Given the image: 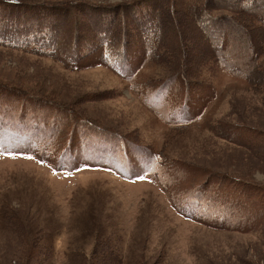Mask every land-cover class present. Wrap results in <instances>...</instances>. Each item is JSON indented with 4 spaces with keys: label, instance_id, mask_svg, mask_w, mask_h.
<instances>
[{
    "label": "rangeland",
    "instance_id": "obj_1",
    "mask_svg": "<svg viewBox=\"0 0 264 264\" xmlns=\"http://www.w3.org/2000/svg\"><path fill=\"white\" fill-rule=\"evenodd\" d=\"M85 1L87 5L70 7L69 14L65 12L68 9L52 11L59 23V37L68 40L73 35L71 22L67 24L69 18L74 20L73 25L78 20V26L83 27L79 32L83 33L85 20L93 24L104 22L106 26L116 14L124 15L125 20H115L121 28L135 13L149 10L153 4V0L134 6L129 5L132 0ZM109 6L117 7L112 11ZM27 12L41 14L30 9ZM190 24L181 22L180 28L182 42L190 40L193 46L196 39H188L186 31ZM199 29L197 33L201 35L203 30ZM62 30L70 31L68 34ZM79 41L78 48L82 51L92 40ZM134 42L127 52L136 60L140 45ZM206 45L201 42L198 47ZM135 60L130 61L132 65ZM119 71L118 59L105 65L69 70L49 59L0 45L1 82L27 88L32 92L30 96L36 94L78 108L98 127L90 136L105 138L117 152L114 159L117 162L108 160L101 166L80 162L69 171H57L31 154L0 150V264H44L40 263L43 259L45 264H264V238L254 226L264 208V189L259 186L246 189L229 178L233 175L249 185L255 182L263 185L264 159L221 138L229 126L234 134L240 131L244 139L246 134L250 136L247 129L264 134V101H259L264 87L256 92L238 88L236 80L222 68H207L200 76L207 88L196 90L201 97L188 106L192 123L183 126L195 127L171 133L141 100V93L145 92L141 78H155L161 68L145 67L136 83L131 84ZM17 95L0 89V103L9 104L15 111H33L36 116L45 113L46 120L55 115L47 104L40 105L26 94ZM173 112L171 107L170 114ZM99 127L130 136L129 140L137 139L123 145L121 141H126L125 138L108 135ZM147 149L164 157L163 165H168L165 173L157 175L153 170H141L143 164L138 160L146 157ZM82 153L85 151L76 145L72 156L76 159ZM111 165H117L116 170ZM121 168L132 170L123 174L117 170ZM164 179L172 183L166 186L169 190L182 186L176 192L183 191L178 200L182 209L186 202L183 210L189 214L205 210L203 203L196 210L195 195L202 202L212 198L215 203H222L221 207L227 200L237 202L235 208H240L237 212L247 216V225H252L242 231L227 230L188 219L172 207L170 191L162 185ZM190 190L195 192L191 198L187 194ZM206 211L214 214L211 208ZM29 248L32 252L27 259Z\"/></svg>",
    "mask_w": 264,
    "mask_h": 264
},
{
    "label": "trees",
    "instance_id": "obj_2",
    "mask_svg": "<svg viewBox=\"0 0 264 264\" xmlns=\"http://www.w3.org/2000/svg\"><path fill=\"white\" fill-rule=\"evenodd\" d=\"M28 1L0 0L1 46L9 47L15 52L34 54L49 59L69 70L105 65L110 60L118 59L119 74L126 79L128 84L136 83V78L142 75L145 67H160L161 72L157 77L141 78L142 90L145 91L141 93V100L144 107L155 115L158 122L168 128V132L179 133L192 130L195 127V125H190L191 128L183 126H188L185 123H192L193 118L189 117L188 106L194 99L201 97V94L196 95V90L199 92L203 86L207 88L204 85L205 81L200 79L207 68H222L236 80L235 86L238 88L253 89L256 92L257 89L260 91L264 87V0H153L149 10L139 14L135 13L134 17H131L129 22L127 21L129 25L126 24L121 28L116 26L115 20H125L126 16L124 15L117 16L116 14L114 21L113 17L106 26L104 22L93 24L88 23L89 20H85L86 29L85 32L83 30V33L79 32L83 27L78 26V20L75 19L73 25L74 20L69 18L70 21L68 20L67 24L69 25L71 22L70 28L73 35L68 40L59 37V23L52 11L68 9L65 12L69 14L71 8L75 5L85 4V0L42 3ZM143 1L145 0H132L129 1L131 2L129 5L134 6ZM89 6L95 7V5ZM109 7H112L111 9L114 11L117 6ZM29 9L33 12H41V14L28 13ZM162 16L165 17V21L162 20ZM127 18L129 19V17ZM181 22L191 23L186 31L188 39H196L193 40V46L190 44V40L182 42ZM166 26L168 30L164 29ZM199 28L203 30L201 35L197 33L200 32ZM69 31L63 32L69 34ZM144 34L147 36L142 37ZM82 38H89L92 41L86 49L79 51V40ZM216 38L217 42L214 41ZM133 41H135L134 44L140 45L136 60L127 52ZM201 42H206L208 46L199 49L198 46ZM253 46V50L247 53V50L252 49ZM134 60L132 65L130 61ZM0 89L17 93V96L26 94L28 99L31 98L40 105L47 104L55 112V115L53 114L46 120L44 119L45 113L36 116L33 111H21V109L15 111L9 104L0 103V150L8 153L31 154L57 171H69L73 164L80 162L90 165L94 163L100 166L107 164L108 160L117 162L114 160L117 157V152L113 151L112 145L108 144L105 138L98 140V136H90L89 133L97 131L98 127L78 108L57 100L41 98L36 94L30 96L32 92L14 83L10 85L0 81ZM153 89L155 92H152ZM261 96L259 101H264V94ZM202 97L208 98L206 95H202ZM101 99H105V97ZM37 100H42V102ZM171 107L174 108L173 114H170ZM202 107L204 109L206 105ZM177 108L178 110H176ZM1 110L4 111L1 112ZM230 127L221 136L224 141L247 149L256 158L263 157L261 159H264L263 132L247 129L250 136L246 134V139H244L245 136L240 131L237 132L238 134H234V131H230ZM99 129L108 135L117 134L120 138H125L126 141H121L123 145H126L127 141L137 139L129 140L127 138L130 136L125 137L118 131L111 132L100 127ZM241 136L243 139L239 138ZM76 145H80L85 153L74 159L72 153ZM147 150L146 157L143 160H138V163L143 164L141 170H153L157 175L165 173L168 165H163L164 157L160 158L149 149ZM97 152L99 154H96ZM116 167L117 165H111L114 170ZM117 170L128 174L132 169ZM118 173L120 174V172ZM174 173L177 175V172ZM224 175L221 176L228 179V176ZM123 177L127 178L128 176ZM229 178L232 183H237L238 186L246 189L251 186H259L264 189V184L255 182L253 185H249L242 182V178L233 175H229ZM179 180L185 182L180 178ZM163 184L166 188L172 183L164 179L162 180ZM181 188L182 186H177L171 190L166 189L170 191L172 207L180 214H185L183 216L188 219L209 227L227 230L242 231L243 228L252 225L251 223L247 225V216L237 212L240 211V208L238 210L235 208L237 202L231 203L227 200L221 207L222 203H215L212 198H207L202 202L198 195H195L196 210L201 203L204 204L205 210L197 215L189 214L188 211L183 210L186 202H183L182 209L181 201L178 200V195L184 194L183 191L176 192ZM187 194L191 198L195 192L190 190ZM240 203L244 207L243 202ZM207 208H211L214 214L206 211ZM217 210L220 211V214ZM259 216L261 218L255 221V224L252 223L255 230L264 238V208L260 210ZM32 244L34 245L35 242ZM34 249L35 246H33V251ZM31 252L32 249H27V259ZM43 260L40 263L45 264L46 259ZM24 263L21 262V264Z\"/></svg>",
    "mask_w": 264,
    "mask_h": 264
}]
</instances>
